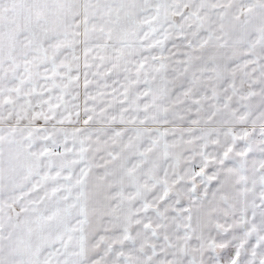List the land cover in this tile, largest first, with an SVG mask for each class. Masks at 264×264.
<instances>
[{
    "label": "snow or ice",
    "instance_id": "obj_1",
    "mask_svg": "<svg viewBox=\"0 0 264 264\" xmlns=\"http://www.w3.org/2000/svg\"><path fill=\"white\" fill-rule=\"evenodd\" d=\"M0 264H264V0H0Z\"/></svg>",
    "mask_w": 264,
    "mask_h": 264
}]
</instances>
